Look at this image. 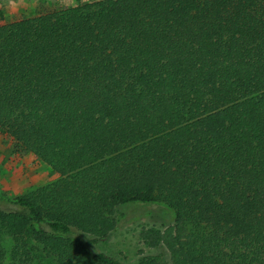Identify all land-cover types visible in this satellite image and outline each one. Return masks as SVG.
<instances>
[{"label":"trees","instance_id":"16d2710c","mask_svg":"<svg viewBox=\"0 0 264 264\" xmlns=\"http://www.w3.org/2000/svg\"><path fill=\"white\" fill-rule=\"evenodd\" d=\"M0 130L55 176L0 194V264H264V0L0 25ZM153 215L170 226H140L143 256L99 250Z\"/></svg>","mask_w":264,"mask_h":264},{"label":"rangeland","instance_id":"374dc122","mask_svg":"<svg viewBox=\"0 0 264 264\" xmlns=\"http://www.w3.org/2000/svg\"><path fill=\"white\" fill-rule=\"evenodd\" d=\"M93 1L99 0H0V25ZM54 177L33 155L20 153L13 141L0 130L1 195L14 197L24 194L34 187L54 180ZM141 225H155L159 230L164 231L170 223L161 215L142 218L135 223L128 222L124 218L117 224V231L105 242L98 244L99 250L123 262L132 263L145 254L137 239ZM161 252L163 251L155 249L151 253Z\"/></svg>","mask_w":264,"mask_h":264}]
</instances>
